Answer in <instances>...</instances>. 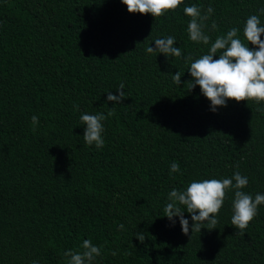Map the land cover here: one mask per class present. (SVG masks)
<instances>
[{
  "label": "trees",
  "instance_id": "16d2710c",
  "mask_svg": "<svg viewBox=\"0 0 264 264\" xmlns=\"http://www.w3.org/2000/svg\"><path fill=\"white\" fill-rule=\"evenodd\" d=\"M192 5L214 8L208 45L189 39ZM261 8L182 0L154 18L121 0H0V264H67L64 252H82L85 239L101 249L92 264H264V204L243 235L231 224L234 190L215 229L191 232L184 211L185 235L179 217L164 216L171 190L236 171L248 178L242 191L264 194V102L212 112L199 86L189 89L186 62L233 27L247 43L245 22L258 15L264 26ZM167 36L181 57L146 53ZM121 83L125 98L107 101ZM82 113L107 117L102 148L85 144Z\"/></svg>",
  "mask_w": 264,
  "mask_h": 264
},
{
  "label": "clouds",
  "instance_id": "9594fccd",
  "mask_svg": "<svg viewBox=\"0 0 264 264\" xmlns=\"http://www.w3.org/2000/svg\"><path fill=\"white\" fill-rule=\"evenodd\" d=\"M121 2L126 5L129 13L151 14L155 18L175 10L181 5L182 0H121ZM183 11L191 18L187 25L189 39L208 45L210 37L203 31L204 22L214 12V8L208 7L204 15L196 5L186 6ZM260 12L264 13V8H261ZM215 27L213 23L212 28ZM238 31L233 27L225 35L218 36L211 43L207 54L194 60L191 56L186 58V62L190 61L188 72L193 78L188 82L189 89L198 85L201 93L210 101L212 112H215L218 106H226L227 100L264 102V40L261 39L264 26L261 25L258 15L249 16L243 28V36L247 43L238 37ZM175 42L173 36L157 38L154 40L155 47L148 46L145 51L147 54L162 53L166 57L179 58L182 52L179 47L173 46ZM248 43L254 47L250 49ZM218 52L219 58L213 59ZM180 78L181 73L178 71L172 75L173 82L178 85L181 82ZM123 88L124 84L121 83L117 89L119 95L108 92L107 101L120 103L125 98ZM108 115H114V109L109 111ZM106 118L103 113L80 115L86 145L94 144L97 149L104 146L102 121ZM31 121L33 126L39 122L35 115L31 117ZM179 171V164L173 162L170 172ZM247 184L248 178L239 171L234 172L231 178L192 181L184 190L173 189L168 193L170 202L164 208V216L173 224L175 221L172 218L179 217L181 230L185 235L189 233V221L184 217V211L191 214V232L199 233L201 228L215 229L219 223L217 214L223 206L226 192L234 190L231 224L243 235L244 230L257 215L258 206L264 204V194L257 193L253 198L251 194L242 191ZM205 224L207 227H203ZM118 227L122 230L124 225ZM137 239L142 242L144 237L140 235ZM81 247L82 252L71 250L64 252L63 255L69 258L67 264H92L94 259L101 255L100 247L94 246L88 239L82 242ZM32 264L37 262L33 261Z\"/></svg>",
  "mask_w": 264,
  "mask_h": 264
}]
</instances>
